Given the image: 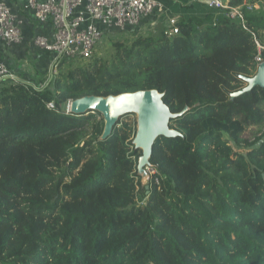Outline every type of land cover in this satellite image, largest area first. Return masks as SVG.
I'll return each instance as SVG.
<instances>
[{
    "label": "trees",
    "instance_id": "obj_1",
    "mask_svg": "<svg viewBox=\"0 0 264 264\" xmlns=\"http://www.w3.org/2000/svg\"><path fill=\"white\" fill-rule=\"evenodd\" d=\"M227 1L243 20L214 9L36 84L1 83L0 264H264V87L230 98L264 61V0ZM139 89L189 107L170 120L181 135L154 142L148 193L134 115L99 139L101 114L66 112Z\"/></svg>",
    "mask_w": 264,
    "mask_h": 264
},
{
    "label": "built area",
    "instance_id": "obj_2",
    "mask_svg": "<svg viewBox=\"0 0 264 264\" xmlns=\"http://www.w3.org/2000/svg\"><path fill=\"white\" fill-rule=\"evenodd\" d=\"M26 5L36 20L48 25L52 31L50 39L35 36L33 44L52 52L56 58L64 57L68 65L96 56L107 40L113 41L128 32L138 33L142 19L162 10L158 0H26ZM207 5L224 10L228 17L243 20L241 8L229 6L227 0H207ZM165 30L168 34L178 33L176 21L169 19ZM21 39L15 15L6 0H0V40L19 44ZM256 44L259 50L264 48V44ZM255 60L257 64L263 61L259 54ZM4 80L18 81L8 66L0 61V86Z\"/></svg>",
    "mask_w": 264,
    "mask_h": 264
},
{
    "label": "water",
    "instance_id": "obj_3",
    "mask_svg": "<svg viewBox=\"0 0 264 264\" xmlns=\"http://www.w3.org/2000/svg\"><path fill=\"white\" fill-rule=\"evenodd\" d=\"M240 78L245 85L230 93L231 99L250 91L255 86L264 87V61L257 65L254 75L240 76ZM163 95L164 92H159L157 89H139L106 96L84 95L69 101L66 110L75 115L94 112L101 114L104 125L99 139L108 137L123 115L135 116V133L131 142L134 149L140 151L137 157L136 173L146 193L149 189L148 169L151 168L150 158L155 140L160 136L168 138L180 136L179 131L170 127V120L181 116L189 109L186 105L179 112H171L163 101Z\"/></svg>",
    "mask_w": 264,
    "mask_h": 264
},
{
    "label": "crops",
    "instance_id": "obj_4",
    "mask_svg": "<svg viewBox=\"0 0 264 264\" xmlns=\"http://www.w3.org/2000/svg\"><path fill=\"white\" fill-rule=\"evenodd\" d=\"M161 11H154L141 20L138 36L155 32L157 27H167L168 20L177 22L190 18L206 19L217 11L207 5V0H158ZM15 15L21 31V42L10 44L0 40V61H3L18 81L36 84L46 77L50 78L61 68L68 65L64 57H55L52 52L33 44L35 36L52 37L51 28L39 23L27 7L26 0H6ZM130 31V30H128Z\"/></svg>",
    "mask_w": 264,
    "mask_h": 264
},
{
    "label": "rangeland",
    "instance_id": "obj_5",
    "mask_svg": "<svg viewBox=\"0 0 264 264\" xmlns=\"http://www.w3.org/2000/svg\"><path fill=\"white\" fill-rule=\"evenodd\" d=\"M122 36H124V37H122ZM122 36H120V37H116L115 39H123L124 41H126L127 43L128 42H130L134 37H138V33H134V34H132V35H130V34H124V35H122ZM111 43H112V39H110V40H107V43H105L98 51H97V55H99V56H106V55H108V53L109 52H111L112 51V46H111ZM65 66H68V65H65ZM254 131V130H253ZM252 135H253V132L251 133V130L250 131H248L246 134H245V137L246 138H250L251 140L253 139V137H252ZM235 150H237V151H242V152H244L245 151V149L244 148H241V149H235ZM149 172L151 173V168H150V170H149Z\"/></svg>",
    "mask_w": 264,
    "mask_h": 264
}]
</instances>
